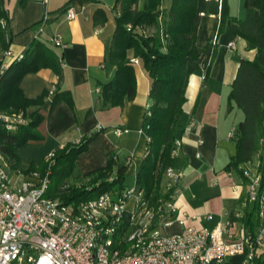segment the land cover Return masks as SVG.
<instances>
[{"label": "crops", "instance_id": "1", "mask_svg": "<svg viewBox=\"0 0 264 264\" xmlns=\"http://www.w3.org/2000/svg\"><path fill=\"white\" fill-rule=\"evenodd\" d=\"M69 1L47 0L45 5L41 0H29L22 6L21 0H4L9 17L7 50L16 55L24 53L36 39L39 24L48 11L49 20L40 38L63 58L60 92L69 93L72 99V106L61 101L52 107L53 96L49 93L59 78L51 69L24 76L19 87L25 99L37 100L45 95L39 107L44 121L38 128L44 139L29 142L18 148L16 154L20 158L19 152L26 148L29 156H37L40 161L35 163L31 159L29 163L38 166L50 153L96 133L100 125L105 130L79 157L77 173L86 176L106 167L108 160L113 158L119 164L128 165L127 173L137 175L148 152V138L142 132V124L151 105V80L142 64L132 63L136 75L133 101L115 108H104L101 101V87L109 84L117 72V68L109 62V53L115 32V13L112 10L121 4V0H73L71 7L77 17L70 21L60 11ZM227 1L232 19L227 22L222 34L217 35L219 15H202L200 20L197 50L202 54L209 45H214L215 54L207 80L203 73L189 78L183 110L189 119L195 120L196 126L190 135L180 138L178 154L186 157L187 167L181 171L183 178L175 199L177 218L183 224L175 222L171 227L162 228L161 233L166 236L178 234L185 228L212 230L229 218L234 224L235 237L241 238L249 233L256 234L264 219L255 213V203L249 202L248 180L228 168L237 153L232 134L244 120V113L235 103L231 104V108L229 106L232 84L240 61H251L255 57V51L249 50L246 42L238 36V25L233 19L244 20L246 12L256 9L258 4L257 0ZM142 5L143 0L139 7ZM169 7L170 0H163L158 10L161 25L165 27ZM97 11L105 14L106 23L102 24V17L96 19ZM151 33L161 41L160 30H151ZM51 36L59 37L65 47H55L49 42ZM232 42L234 49L228 47ZM4 53L0 48V60ZM34 110L36 107L29 109L30 112ZM110 128L127 132L117 137L113 131L106 132ZM255 165L256 162L245 169L255 172ZM33 174L25 175L10 169L11 180L16 187L23 182H35L37 179ZM236 215L241 218H236ZM262 259L257 261L263 264ZM242 260V257H235L228 264H242Z\"/></svg>", "mask_w": 264, "mask_h": 264}, {"label": "trees", "instance_id": "2", "mask_svg": "<svg viewBox=\"0 0 264 264\" xmlns=\"http://www.w3.org/2000/svg\"><path fill=\"white\" fill-rule=\"evenodd\" d=\"M28 1L21 0V5ZM72 1L60 9L63 14L71 8ZM140 1L121 0L120 16L114 14L115 32L109 62L117 68V72L109 84L101 87V101L104 108H115L134 100L136 75L130 61L131 58L138 59L151 80V105L142 124V132L148 138V152L140 165L137 185L144 197L154 203L163 194L167 170L181 172L187 167L186 157L175 154L177 142L181 141L191 120L183 110L187 101L186 90L193 74L203 73L207 80L215 54L214 45H209L202 54L197 50L201 17L220 16L217 35L224 32L232 18L227 0H170L165 28L168 37L162 43L151 30H160L158 10L163 0H143L141 8ZM257 4L256 9L246 12L244 20L233 19L238 25V36L246 42L249 50L255 51V57L251 61H240L232 84L229 106L231 108V104L235 103L244 113V120L234 131L237 153L228 168L244 177L245 167L256 162L255 171L261 176V196L264 194V0H257ZM96 14V19L103 18L102 24L107 22L103 12L97 11ZM8 23L4 0H0V48L3 51L9 48ZM40 35L25 50L24 58L14 61L9 70L0 76V113H23L29 119L27 125L15 132H7L0 122V153L10 162L13 170L25 175L38 173L44 177L49 173L51 184L46 197L59 199L65 205L97 199L107 193L121 194L126 189L127 164H119L110 158L106 167L86 176L76 171L79 157L89 150L105 129L56 150L51 162L43 160L38 166L26 165L18 158V148L44 139L38 128L44 121L39 107L45 95L37 100L25 99L19 87L24 76L51 69L59 78L52 95V107L61 101L72 106L70 94L60 92L63 58ZM32 107L36 110L30 112ZM259 210L258 201L254 209L257 215ZM252 264L260 263L254 261Z\"/></svg>", "mask_w": 264, "mask_h": 264}, {"label": "built area", "instance_id": "3", "mask_svg": "<svg viewBox=\"0 0 264 264\" xmlns=\"http://www.w3.org/2000/svg\"><path fill=\"white\" fill-rule=\"evenodd\" d=\"M41 2L46 5L47 0ZM114 13L120 16V5L114 7ZM64 15L69 21L77 17L72 7ZM48 20L46 10L38 34L45 33ZM165 28L160 26L162 43L168 37ZM49 40L56 47H65L57 36ZM228 47L234 49L235 44L229 43ZM23 58L24 53L5 51L0 60V76L14 61ZM131 63L137 65L139 60L131 59ZM54 93L55 88L49 94ZM0 122L7 132H15L27 125L29 119L23 113H0ZM195 126L191 119L183 136L190 135ZM97 130L104 128L99 125ZM126 132L113 130L117 137ZM180 147L178 141L175 154ZM53 157L54 153H50L46 162ZM10 169V162L0 153V264H228L235 257H242V264H252L264 258V219L256 234L241 238L235 237L229 218L212 230L185 228L175 235L161 233L162 228L175 222L183 224L177 218L175 200L183 178L180 171L167 170L163 194L154 203L144 197L136 184L121 194L107 193L65 205L59 199L46 197L51 184L49 173L44 177L35 173V182H23L16 187ZM244 177L249 181V202L259 201V216L264 218V194L259 196L261 176L246 169Z\"/></svg>", "mask_w": 264, "mask_h": 264}, {"label": "rangeland", "instance_id": "4", "mask_svg": "<svg viewBox=\"0 0 264 264\" xmlns=\"http://www.w3.org/2000/svg\"><path fill=\"white\" fill-rule=\"evenodd\" d=\"M112 132L113 130L110 128V129H108L106 132ZM26 148H22V150L19 152L20 154H19V156H21L19 159L21 160V162L22 163H24V164H26V163H28V164H30L29 162L30 161H28V160H31L32 159V162H35V163H37V162H40L39 161V159H38V157L37 156H34V157H32V156H29L27 153H26V150H25ZM23 156V157H22ZM26 156V157H25ZM23 158H27V159H23ZM30 158V159H29ZM142 163V162H141ZM137 176H138V174L137 175H135V173H130V172H128L127 174H126V180H125V183H124V186H125V188H133V187H135L136 186V184H137V182H136V178H137Z\"/></svg>", "mask_w": 264, "mask_h": 264}]
</instances>
